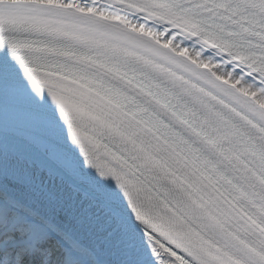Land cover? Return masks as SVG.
Listing matches in <instances>:
<instances>
[{
  "label": "snow or ice",
  "instance_id": "1",
  "mask_svg": "<svg viewBox=\"0 0 264 264\" xmlns=\"http://www.w3.org/2000/svg\"><path fill=\"white\" fill-rule=\"evenodd\" d=\"M0 264H264V0H0Z\"/></svg>",
  "mask_w": 264,
  "mask_h": 264
}]
</instances>
